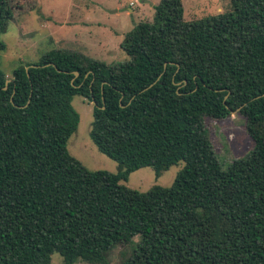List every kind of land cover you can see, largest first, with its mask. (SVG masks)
<instances>
[{
    "label": "trees",
    "instance_id": "obj_1",
    "mask_svg": "<svg viewBox=\"0 0 264 264\" xmlns=\"http://www.w3.org/2000/svg\"><path fill=\"white\" fill-rule=\"evenodd\" d=\"M36 2L0 0V34L13 5ZM231 2L187 21L182 0H160L126 33L124 62L56 49L0 70V264H110L129 239L120 264H264V0ZM75 95L95 102L90 135L117 173L69 152ZM235 110L255 148L224 168L205 117ZM181 161L169 187L121 183Z\"/></svg>",
    "mask_w": 264,
    "mask_h": 264
},
{
    "label": "rangeland",
    "instance_id": "obj_2",
    "mask_svg": "<svg viewBox=\"0 0 264 264\" xmlns=\"http://www.w3.org/2000/svg\"><path fill=\"white\" fill-rule=\"evenodd\" d=\"M187 21L231 11V0H182ZM160 0H37L33 9L11 5L14 18L7 31L0 34L6 47L0 51V70L11 78L21 64L37 62L52 50L78 51L108 64L124 62L128 54L121 48L126 33L143 21H152ZM13 3H15L13 1ZM19 5L21 1L17 2ZM73 107L80 115L77 130L68 140L69 152L91 170L117 173L119 163L99 151L90 131L94 120V103L75 95ZM209 137L224 168L232 161L250 154L255 142L246 130V120L239 111L224 119L205 117ZM184 161L172 165L157 176L153 167H143L131 173L121 183L147 191L154 185L173 184ZM135 241L139 237L134 238ZM130 240V239H129ZM126 240L110 253V264H120L134 245ZM50 264H63V256L55 252ZM75 264H90L81 259Z\"/></svg>",
    "mask_w": 264,
    "mask_h": 264
},
{
    "label": "water",
    "instance_id": "obj_3",
    "mask_svg": "<svg viewBox=\"0 0 264 264\" xmlns=\"http://www.w3.org/2000/svg\"><path fill=\"white\" fill-rule=\"evenodd\" d=\"M75 74L78 75V72H75ZM9 82H10V80H8V81L6 82V86H5V88H7V85H8ZM94 103H95V102H94ZM238 110H239V109H238ZM238 110L232 111V113H235V112H237Z\"/></svg>",
    "mask_w": 264,
    "mask_h": 264
}]
</instances>
